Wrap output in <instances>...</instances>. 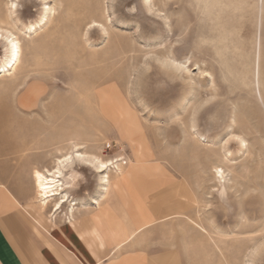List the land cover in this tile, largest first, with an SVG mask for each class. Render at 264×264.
Listing matches in <instances>:
<instances>
[{
    "label": "rangeland",
    "instance_id": "374dc122",
    "mask_svg": "<svg viewBox=\"0 0 264 264\" xmlns=\"http://www.w3.org/2000/svg\"><path fill=\"white\" fill-rule=\"evenodd\" d=\"M208 1L0 0V33L22 48L17 69L0 75V160L14 162L32 203V168H50L69 138L102 159L133 161L118 129L78 96L117 87L151 154L187 180L183 210L169 215L184 263L264 264V0ZM47 7L50 24L33 34ZM92 21L100 25L84 37ZM6 57L0 39V65ZM75 170L70 199L90 201L99 176Z\"/></svg>",
    "mask_w": 264,
    "mask_h": 264
},
{
    "label": "crops",
    "instance_id": "0c3cea01",
    "mask_svg": "<svg viewBox=\"0 0 264 264\" xmlns=\"http://www.w3.org/2000/svg\"><path fill=\"white\" fill-rule=\"evenodd\" d=\"M167 166L154 157L127 169L147 217L128 214L122 191L110 188L98 206L92 205L96 193L64 220L32 203L14 162L1 159L0 264H185L176 246L177 219L167 214L177 199L176 180L186 178Z\"/></svg>",
    "mask_w": 264,
    "mask_h": 264
},
{
    "label": "bare ground",
    "instance_id": "6f19581e",
    "mask_svg": "<svg viewBox=\"0 0 264 264\" xmlns=\"http://www.w3.org/2000/svg\"><path fill=\"white\" fill-rule=\"evenodd\" d=\"M210 1L212 3V0ZM227 2L228 0L226 1V6L228 5ZM213 3L215 2L213 1ZM218 4H219V1H218ZM13 5L14 4L11 3V8L9 10L8 16H10L13 13V9H14ZM239 5L241 7V4ZM235 7L237 8L238 6H235ZM149 10H151V8H149ZM53 13H54L53 8L51 7L43 8L42 15H41L39 22L37 23L36 26H32L34 28L33 30H31L32 33L34 34L42 28L45 29L47 25L50 24V21L53 18L52 17ZM211 18L212 17H210V19ZM0 24L4 25L7 23L3 20H0ZM96 25H100V24H98L95 21L88 23L86 25V30L83 36L85 37L87 31H89V29L93 28ZM230 30L231 32H233L232 29ZM0 37H1L0 39L5 42V48L7 51V57L4 63L0 65V75L2 74L7 75L15 71L18 65L20 64L22 48H21L20 41L18 40L16 36H14V34L11 31L4 30L2 34L0 33ZM217 39L215 38V40ZM221 43L222 42H220V44ZM163 60L170 62L172 64L175 63V60L171 58L168 54L163 57ZM256 73H257V76L259 77L258 68H257ZM36 91L37 89L35 88L28 91L26 96L22 99V101L27 102L31 96L36 95ZM78 96L82 98V101H84V103H87L91 105L92 107L94 105L98 113L102 116L101 118L104 121H107L113 124L114 125L113 127H116L118 129L121 136L129 144V147L131 149L132 156H133L132 157L133 161L131 159H128L124 162L122 157L120 158L117 157L114 160L102 159L99 156V154H91V153L81 151V149H83V146H82V143L77 141L78 137L69 138L68 144L70 145V151L66 152L65 154L60 155L59 157L54 158L52 161V166L50 168H46V166L41 167V168L34 166L32 168L31 180L33 184L35 203L40 208V210L44 212H48L51 217L56 216V215H62V208L64 206H67V212L63 214V216L68 217V219L72 218L73 213L77 209V207L85 208V206H87L85 203H82V202L76 203L75 200L70 199V195H69V190L73 189L74 185L78 183L79 174L75 170L76 166L83 165L91 169L93 172H95L99 176L100 191L98 192L97 196L93 199L92 205L98 206L100 201L103 198H105L106 195L108 194L109 189L115 188L116 190L122 191L124 199H125L124 202H125L126 211L128 214L133 215V212H134L138 216L147 217L148 211L143 206H141V204L136 200L135 192L133 190V185L130 179V174L127 171V169L133 162L134 163H147L148 159H153L155 156L151 154V151L145 144L143 131L137 120L135 113L127 105L126 101L121 96L117 87L104 86V87L98 88L92 85V87L85 88L81 92L78 91ZM197 136L198 138L201 137L199 135ZM74 139H76V141H74ZM241 147H243L242 144H241ZM78 156L80 157L79 159L77 158ZM67 157H71V160H68ZM101 165H107V167H101ZM161 170L162 169L160 166H156L153 171L158 174V172ZM212 171H213L214 179L219 184L220 188L223 190V188H225L223 184L226 180L224 176L225 172L223 168L220 166L214 165V167L212 168ZM167 188H173V187L170 185ZM174 188H176L175 194H176L177 199L175 201V205L173 207L172 206L170 207V211H172L170 214H176L179 211L183 210L184 203L180 200V198L181 196H183L182 194L184 192V189L188 188V184L186 183V180L184 178L180 180L178 179L175 182ZM170 214H167V215L169 216Z\"/></svg>",
    "mask_w": 264,
    "mask_h": 264
},
{
    "label": "snow or ice",
    "instance_id": "6c2138e0",
    "mask_svg": "<svg viewBox=\"0 0 264 264\" xmlns=\"http://www.w3.org/2000/svg\"><path fill=\"white\" fill-rule=\"evenodd\" d=\"M13 7H15V5H13ZM204 75H207V73H205ZM230 139L239 140V137H231ZM77 158L79 159L80 157L78 156ZM67 159L71 160V157H67ZM101 167H107V165H101Z\"/></svg>",
    "mask_w": 264,
    "mask_h": 264
}]
</instances>
